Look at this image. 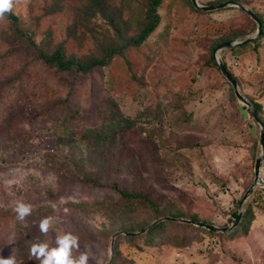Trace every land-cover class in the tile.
<instances>
[{"label": "rangeland", "instance_id": "1", "mask_svg": "<svg viewBox=\"0 0 264 264\" xmlns=\"http://www.w3.org/2000/svg\"><path fill=\"white\" fill-rule=\"evenodd\" d=\"M239 2L264 21V0ZM106 3L134 27L143 16L140 0ZM87 5L88 0H19L11 13L40 48L63 44L66 55L84 57L117 43L103 17L83 20ZM157 13V27L139 47L87 74L48 67L26 37L13 42L7 13L0 19V256L39 264L28 246L36 236L44 238L39 221L54 214L53 204L60 208V222L49 236L78 234L81 250L88 247L93 254L90 264H106L113 235L124 231L120 226L132 225L137 232L151 219L178 213L183 216L176 218L196 216L224 227L233 223L235 211L250 206L249 224L234 235L169 224L167 236L148 245L142 236L128 240L118 233L117 264H264V157L261 183L240 204L261 152L260 128L210 61L217 40L252 37L257 22L233 4L196 11L190 0H161ZM74 24L76 36L70 33ZM248 44H241L235 61L230 48L217 56L239 80L240 92L261 104L264 119V47L254 52ZM65 100L76 118L63 131L57 126L68 113L61 105ZM111 117L120 123L109 124ZM121 118L131 126L122 127L127 124ZM101 124L110 133L105 146L92 139L73 141ZM86 169L102 186L82 180ZM115 183L149 199L126 208ZM21 200L35 209L23 222L12 211Z\"/></svg>", "mask_w": 264, "mask_h": 264}, {"label": "trees", "instance_id": "2", "mask_svg": "<svg viewBox=\"0 0 264 264\" xmlns=\"http://www.w3.org/2000/svg\"><path fill=\"white\" fill-rule=\"evenodd\" d=\"M140 1H142L144 12H143L142 18L137 23V26L134 27L130 23H128V21H126L125 18H123V15L121 14V11L118 8H116V9L113 8L112 12H109V9H108L109 6L107 5L106 0H88V5L85 6V8L82 12L83 20H86V21L91 20L96 15H100L101 17H103V19L105 21H107V24H109L112 27V29L114 30L117 43H116V41L114 43L112 41H110L109 44H105L102 46L100 54H97V55L91 54L89 56H84V57H76L74 55H66L65 51H64L63 44H60L59 46L54 47L50 51H47V50L40 48L37 44H35L34 40L30 36H28L25 31H23L20 28V26L18 24V18L13 13H11V12L7 13V17H9L11 19V26L10 27L14 29V31H13V42L14 41H22L23 37H26L28 42L30 41L32 47L37 52V54H36L37 59H39L42 63L46 64L48 67H51V68L54 67L59 72H62V73H67L68 71L74 69L75 71H77L81 74H87L94 67H97V66L104 67V66L108 65L110 60L114 57V55H123L124 52L128 48L139 47L147 39V37L153 32V30L157 27V25L159 23V15L157 13V7L161 3V0H140ZM223 1H225V0H216L215 2H211L210 4H215V3H219V2H223ZM230 1H239V0H230ZM190 4H191V7L197 11V9L195 7H193L191 0H190ZM257 16L260 18L263 26H262L261 35L257 39L249 42V44H248V45H250V48L254 52L260 51L261 48L264 47V41H263V38H264V21H263L261 16H259V15H257ZM250 19L253 20L254 22H256L252 17H250ZM77 24H79V22ZM9 30H10V28H9ZM71 32H72V36H76V25L75 24H74V26H72L70 33ZM1 37L4 38L3 35H1ZM80 37H83V36L81 35ZM235 38H236V35L223 37V38H220L219 40H217L211 46V56H210L211 60L210 61L218 69H219V67H218V65L214 59L213 54H212L214 48L221 42H224L227 40L234 41ZM10 43H12V42H10ZM241 47H242V45L235 47L233 49L230 48V51L232 53L231 55L232 56L234 55V57H235L234 61L236 59V56L238 57V52H239V49ZM224 64H225L226 68L228 69L229 73L235 78V80L239 84V80L237 79V77L233 74V72L231 70H229V68L225 62H224ZM13 81L14 80H11V82H13ZM232 89H233V87H232ZM232 95H233V97H235L234 91H233ZM249 101L252 104H254V106L257 107L258 113L260 115L261 111H262L261 104L259 102L254 101L252 98H250ZM59 104H61V103H59ZM61 105L66 107V110L68 113L66 116L63 117V120L58 124L57 128H62V130L64 131V128L66 129L68 127L67 122L69 120L75 119L76 114H75V110H71V108L68 106V104L66 103V100L63 101ZM111 112H112V114L114 113V111H110V113ZM115 119L113 117H111L109 119V124H112L113 122H116V123L119 122L120 123V121L118 119H117V121ZM121 119H123L125 121L123 123L127 124L126 126L122 125V127L129 128L131 126L132 123L130 121H128L127 119H124V118H121ZM262 120L264 122V119H262ZM10 123H12V122H10ZM104 130H105V124H101L99 128H97V127L96 128L95 127L94 128H92V127L86 128L84 130V132H82V134L80 136H78L77 138H74L73 141H75V143L79 145L82 142H88L92 139L93 142H96L94 144L98 145L99 147H103L106 145L105 143H106L107 139L110 138V136H109L110 133L106 132ZM64 143H67V142L64 141ZM97 152L100 154V150L97 149ZM91 161H92V159H91ZM83 173H84V176L82 177V180L84 182L89 183L93 186H102V183L100 181H98L92 175L91 172L89 173L88 169H86ZM114 187L117 189L118 193L120 194L121 199L124 201V204H122V205L125 206L126 208L129 207V205H131L132 203H134L136 201H142V200H148L149 199L148 194H144L141 191H136V190L128 191V190L119 189L116 186V183L114 184ZM155 208H156V206H155ZM236 213H237L236 211L233 213L234 220H235ZM170 215L175 216V218L179 217V216H183V215L178 214V213H171ZM159 216L160 215H157V217H155V218H158ZM251 216H252L251 207L248 206L246 208V210L242 212L238 225L229 233L227 232V233H222V234L234 235L236 232L240 231V229H244L246 227V224H249ZM190 218L191 219H189V220L199 221L196 216H191ZM151 221H152V219L149 222H146L143 225L139 226L140 227L139 229H142V227L147 226ZM190 223L189 222L184 223V222L173 221L171 219L170 220L165 219V220H161L160 222L154 224L150 229L146 230L144 233H142L138 236H131L128 234H125L123 236L126 237L128 240L129 239L133 240L135 238H139L142 236L144 238V243H146L148 245H152V244L157 243L159 241V239L167 236L166 234H167V229L169 228V224H170V226H172V224L185 225L186 227L191 226L193 228L195 227L198 230H202V231H205L207 233L214 234V231L204 229V228H201L199 226H193ZM119 229H122V230L127 231V232H135L136 231L135 227L132 225L120 226ZM119 237L120 236H117L115 238L114 255H113L111 264H117V262H118L117 259L120 256V253L118 251ZM23 252L25 253L24 249H22L21 256L22 257L24 256L26 258L25 254Z\"/></svg>", "mask_w": 264, "mask_h": 264}, {"label": "clouds", "instance_id": "3", "mask_svg": "<svg viewBox=\"0 0 264 264\" xmlns=\"http://www.w3.org/2000/svg\"><path fill=\"white\" fill-rule=\"evenodd\" d=\"M19 0H0V19H3L6 13L13 10ZM61 204L65 202L61 200ZM54 214H48L39 221V230L43 239L36 236L33 242L28 246V254L31 259L39 264H90L93 254L88 247L81 250L80 237L70 230L55 232V238L49 236L50 229L55 231V225L60 222V208L52 205ZM12 211L18 221H26L35 211L30 202L17 201ZM65 216L70 214L67 207L63 208ZM0 264H23L22 260H17L13 254L10 257L0 256Z\"/></svg>", "mask_w": 264, "mask_h": 264}, {"label": "water", "instance_id": "4", "mask_svg": "<svg viewBox=\"0 0 264 264\" xmlns=\"http://www.w3.org/2000/svg\"><path fill=\"white\" fill-rule=\"evenodd\" d=\"M191 2L195 8L200 9V10H206V11L212 10V9H217V8H222V7L227 6L228 4H233V5L237 6L238 8H240L242 11L246 12L248 15H250L252 18H254V20L257 22V32L254 36L249 37L243 41L227 40V41L221 42L213 50L214 59L218 65L220 71L223 73L224 77L226 78V80L233 87V91H234L235 96L250 110L252 118L259 125V128H260V140H259V142H260V146H261V152H260L259 156L256 158V161L254 164V176H253L252 184L245 191V193L243 194V197L241 199L240 204H242L245 197L252 191V189L257 184L261 183V181H260V167H261L262 159L264 157V122L258 113L257 107L254 106V104H252L249 101V99L240 92L237 81L229 73L224 62L218 58L217 52L222 48H232V47H235L237 45L248 43V42H251V41L257 39L262 33V26L263 25H262L260 18L255 14V12L248 9L244 4H242L239 1L225 0L223 2H219V3H215V4H204V5L199 4L197 0H191ZM241 214H242V211L240 209H238L236 216H235V220L233 221V223L230 226H224V227L223 226H215L212 224H207L205 222H200V221H192L189 219L186 220V219L173 218V217H165V218L171 219V220L188 221V222L194 223L197 226L204 227V228L211 230V231H214V232H230L238 225L240 218H241ZM163 219L164 218H158L155 221H153L152 223H150L148 226L144 227L143 229H141L137 232L120 231V232L115 233L112 237V240H111L110 257H109V260L106 262V264H111L112 257L114 254V238L118 233H124V234H128V235L140 234V233L150 229L154 224L160 222Z\"/></svg>", "mask_w": 264, "mask_h": 264}]
</instances>
